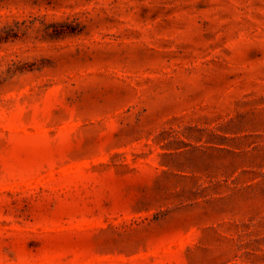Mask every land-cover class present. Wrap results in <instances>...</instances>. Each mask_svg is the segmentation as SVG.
<instances>
[{
  "label": "rangeland",
  "instance_id": "374dc122",
  "mask_svg": "<svg viewBox=\"0 0 264 264\" xmlns=\"http://www.w3.org/2000/svg\"><path fill=\"white\" fill-rule=\"evenodd\" d=\"M0 264H264V0H0Z\"/></svg>",
  "mask_w": 264,
  "mask_h": 264
}]
</instances>
